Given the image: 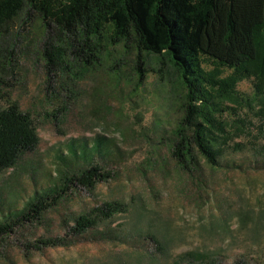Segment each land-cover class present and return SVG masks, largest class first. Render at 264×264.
I'll use <instances>...</instances> for the list:
<instances>
[{
    "label": "rangeland",
    "instance_id": "374dc122",
    "mask_svg": "<svg viewBox=\"0 0 264 264\" xmlns=\"http://www.w3.org/2000/svg\"><path fill=\"white\" fill-rule=\"evenodd\" d=\"M25 17L0 27V110L15 104L30 115L38 144L0 172V220L36 191L58 185L60 170L95 164L111 177L91 190L70 185L40 221L0 234V264H264V80L240 79L237 100L219 104L231 147L216 166L198 158L189 173L165 142L184 104L167 58L113 43L107 29L96 60L55 67L47 81L45 31L35 14ZM204 68L213 69L207 62ZM233 73L222 68L219 77ZM80 146L82 157L69 155ZM105 202L122 211L67 235L76 216ZM62 237L69 245L29 247Z\"/></svg>",
    "mask_w": 264,
    "mask_h": 264
},
{
    "label": "trees",
    "instance_id": "16d2710c",
    "mask_svg": "<svg viewBox=\"0 0 264 264\" xmlns=\"http://www.w3.org/2000/svg\"><path fill=\"white\" fill-rule=\"evenodd\" d=\"M20 13L25 20L35 14L45 31L41 56L47 81L55 67L69 62L86 67L96 60L107 29L113 43L132 42L137 52L167 58L184 88V104L165 142L171 157L189 173L196 171L198 158L216 166L231 147L228 125L217 118L219 104L237 100L234 87L240 79L253 74L264 80V0H0V27ZM205 62L213 69L206 70ZM141 63L138 59V74ZM222 68L234 73L220 78ZM37 144L30 115L15 104L0 110V172ZM97 146L100 149L99 141ZM89 150L99 151L92 146ZM68 153L82 157L85 147H70ZM110 177L95 164L72 173L60 170L58 185L36 191L20 209L3 216L0 234L17 222L40 221L70 185L91 190ZM121 211L120 203L105 202L76 216L67 225V235H81ZM66 245L64 237L41 238L29 247L40 251Z\"/></svg>",
    "mask_w": 264,
    "mask_h": 264
}]
</instances>
